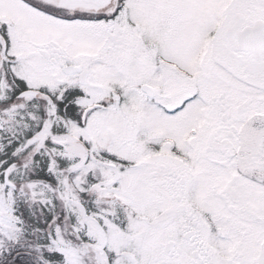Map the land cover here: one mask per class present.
I'll return each mask as SVG.
<instances>
[{"label": "snow or ice", "instance_id": "obj_1", "mask_svg": "<svg viewBox=\"0 0 264 264\" xmlns=\"http://www.w3.org/2000/svg\"><path fill=\"white\" fill-rule=\"evenodd\" d=\"M0 264H264V0H0Z\"/></svg>", "mask_w": 264, "mask_h": 264}]
</instances>
